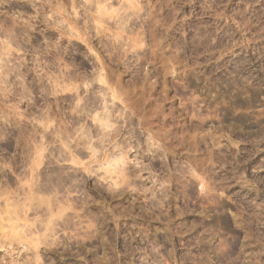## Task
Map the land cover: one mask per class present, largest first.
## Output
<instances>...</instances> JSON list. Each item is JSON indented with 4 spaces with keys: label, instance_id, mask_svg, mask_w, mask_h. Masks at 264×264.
<instances>
[{
    "label": "rangeland",
    "instance_id": "rangeland-1",
    "mask_svg": "<svg viewBox=\"0 0 264 264\" xmlns=\"http://www.w3.org/2000/svg\"><path fill=\"white\" fill-rule=\"evenodd\" d=\"M0 264H264V0H0Z\"/></svg>",
    "mask_w": 264,
    "mask_h": 264
}]
</instances>
